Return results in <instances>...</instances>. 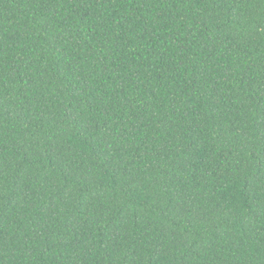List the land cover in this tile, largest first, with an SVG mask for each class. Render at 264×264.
I'll use <instances>...</instances> for the list:
<instances>
[{
    "label": "trees",
    "instance_id": "obj_1",
    "mask_svg": "<svg viewBox=\"0 0 264 264\" xmlns=\"http://www.w3.org/2000/svg\"><path fill=\"white\" fill-rule=\"evenodd\" d=\"M0 264H264V0H0Z\"/></svg>",
    "mask_w": 264,
    "mask_h": 264
}]
</instances>
